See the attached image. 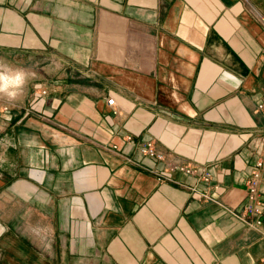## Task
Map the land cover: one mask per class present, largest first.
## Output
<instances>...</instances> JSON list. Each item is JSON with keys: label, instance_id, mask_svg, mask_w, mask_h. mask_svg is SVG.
<instances>
[{"label": "crops", "instance_id": "0c3cea01", "mask_svg": "<svg viewBox=\"0 0 264 264\" xmlns=\"http://www.w3.org/2000/svg\"><path fill=\"white\" fill-rule=\"evenodd\" d=\"M15 70L0 264H263L264 237L229 210L264 160V0H0ZM258 192L264 231V175Z\"/></svg>", "mask_w": 264, "mask_h": 264}, {"label": "built area", "instance_id": "2783aa9c", "mask_svg": "<svg viewBox=\"0 0 264 264\" xmlns=\"http://www.w3.org/2000/svg\"><path fill=\"white\" fill-rule=\"evenodd\" d=\"M43 92L42 94H44ZM107 106H114L113 97H109L106 101ZM261 108V107H259ZM138 150L142 155H146L155 161H163V156L156 152L152 143H141L138 145ZM177 172H180L186 176L196 177L199 181L209 183L211 180L210 173L204 168H196L188 165H182L177 167ZM160 180H172L171 177L157 173ZM264 175V160H258L245 182L246 191V203L240 212L235 210H229V212L238 219L246 229L259 231L262 237H264V231H262L263 220L262 216V204L259 199V184ZM199 199L211 201L217 204L207 193H198ZM264 264V261H263Z\"/></svg>", "mask_w": 264, "mask_h": 264}, {"label": "clouds", "instance_id": "9594fccd", "mask_svg": "<svg viewBox=\"0 0 264 264\" xmlns=\"http://www.w3.org/2000/svg\"><path fill=\"white\" fill-rule=\"evenodd\" d=\"M0 82H2L3 87H0V92H4L9 86L14 89L21 88L25 83V75L22 70H15V74L8 76L4 71H0ZM16 91L8 92L7 95L12 98L16 96Z\"/></svg>", "mask_w": 264, "mask_h": 264}, {"label": "rangeland", "instance_id": "374dc122", "mask_svg": "<svg viewBox=\"0 0 264 264\" xmlns=\"http://www.w3.org/2000/svg\"><path fill=\"white\" fill-rule=\"evenodd\" d=\"M38 244L40 245L41 249H46V244H47L46 242H44V243L43 242H38Z\"/></svg>", "mask_w": 264, "mask_h": 264}]
</instances>
